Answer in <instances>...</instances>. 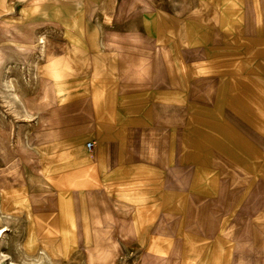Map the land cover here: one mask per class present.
Returning <instances> with one entry per match:
<instances>
[{
	"label": "crops",
	"instance_id": "crops-1",
	"mask_svg": "<svg viewBox=\"0 0 264 264\" xmlns=\"http://www.w3.org/2000/svg\"><path fill=\"white\" fill-rule=\"evenodd\" d=\"M145 1L137 20L71 31L87 60L60 57L53 114L25 128L52 140L2 214L55 264L95 233L116 264L128 249L136 264H264V0Z\"/></svg>",
	"mask_w": 264,
	"mask_h": 264
},
{
	"label": "rangeland",
	"instance_id": "rangeland-1",
	"mask_svg": "<svg viewBox=\"0 0 264 264\" xmlns=\"http://www.w3.org/2000/svg\"><path fill=\"white\" fill-rule=\"evenodd\" d=\"M3 1L5 8L0 12V115L2 113L8 119V123L0 122V185L2 188L22 185L27 188L25 166L31 168L34 172H38L39 155L38 152H35L36 147L45 141L52 140V138H49L52 137L49 136L52 133L51 131L47 136H42L38 130L32 131L30 135H27L26 131H24L29 124H31V128L35 127L36 120H33V118L37 114L36 112L41 111L50 115L53 114L55 95L50 75L51 70H53L52 62H56L55 68L60 69L62 67L60 57L62 56H65L68 62L72 61L77 65L86 62L87 57L85 56L86 49H78L77 46H74L64 38V27L59 23L44 20L24 21L22 19L26 12L41 3L63 5L61 7L62 10H60V17L63 14V16L76 19L69 24L66 22L62 23L70 31H73V29L77 30L79 27H86L87 30H90L89 33H97L102 31V20H104L106 15H109L111 20H137L138 18L136 17L140 16L142 12L151 11V8L145 0ZM73 6H82L85 9H77L73 8ZM40 33H44L46 39V48L42 55L37 53L36 49V36ZM21 47L24 50L20 49ZM7 58H9L8 61ZM26 60L30 61V63L25 62ZM32 60L37 62L36 67L29 66ZM23 62H25V67ZM7 66L11 68L10 73L7 74V76L12 77L10 78V89L3 88L4 74L6 68H9ZM28 66L30 69L27 68ZM59 73L65 76L63 72ZM40 91L41 93L39 94ZM37 95H42L46 99L45 105L37 104L35 99ZM28 97H31L30 103ZM25 98H27V101H24ZM24 102H27V104ZM28 113L31 114L30 119H24L23 117L28 116ZM44 119L46 120V117ZM30 120L31 123L29 122ZM40 123H44V121ZM40 198L41 196L37 195L31 196L33 204L36 205L41 204ZM0 215H2L0 230L4 232L0 234V264H24L23 261L27 260V258L23 254L22 248L20 249L19 244H22L26 223L23 217L18 214L12 218H7L6 215L1 213ZM1 227L4 228L1 229ZM128 235L129 233H126V237ZM100 236L101 234L95 233V248L83 247L82 251L74 255L72 259L57 262V264H88L85 257L88 253L96 257L95 260H100L101 255L95 256L97 254L94 253V250L101 243L99 240ZM110 236H113V234ZM105 244L106 247H109L112 245V241L110 240L109 243L106 242ZM119 253L118 248V255L114 258L115 264ZM139 255V250L128 249L121 255V259L117 260V264H136L139 261ZM28 260V262L32 263L36 259L31 257ZM43 260H45L43 264H55L47 261L46 258ZM171 261L174 262L168 264H175V258H172Z\"/></svg>",
	"mask_w": 264,
	"mask_h": 264
},
{
	"label": "bare ground",
	"instance_id": "bare-ground-1",
	"mask_svg": "<svg viewBox=\"0 0 264 264\" xmlns=\"http://www.w3.org/2000/svg\"><path fill=\"white\" fill-rule=\"evenodd\" d=\"M3 0H0V12H2V10L5 8V5H3ZM34 6V5H33ZM63 5H56V4H47V3H41L38 4L34 7H32L31 9H29L26 12V15L23 17L22 20H27V21H37V20H44V21H53V22H57L59 23L61 26L64 27V33L63 36L66 40H68L69 42H71L73 45H76V37L72 34V32L70 31V29L62 24L63 22L66 23H70V22H74L76 19L73 17H68V16H63L60 17V10H62ZM25 8V7H24ZM72 8V7H71ZM70 8V9H71ZM73 8H84L82 6H73ZM85 9V8H84ZM75 10V9H74ZM75 12V11H74ZM106 18L111 20V18L109 17V15H106ZM19 19V18H18ZM80 19V18H79ZM46 32V31H45ZM47 34V33H46ZM48 38V37H47ZM50 41V40H49ZM36 49H37V53H39L40 55H42L45 51L46 48V39H45V34L44 33H40L36 36ZM52 46V45H51ZM72 46V45H71ZM23 47H21L20 49H22ZM24 50V49H22ZM33 56V55H32ZM50 56V55H49ZM9 60V58H7V61ZM11 60V58H10ZM37 60V59H36ZM25 62L30 63V61L26 60ZM25 62H23V66L25 67ZM36 61L32 60L31 64L29 65L36 67ZM46 63V62H45ZM50 63V62H49ZM53 65V70H51L52 72L50 73L51 75V79L52 81H57L59 79V75L55 72L56 69V62H52ZM59 65V64H58ZM29 66L27 67L28 69ZM9 67V66H7ZM12 67V66H11ZM13 68V67H12ZM11 68H6V72L4 74V78H3V88L5 87L6 89H10L11 87V82H10V78L7 76V74L10 73ZM25 70V68H24ZM29 72V71H28ZM48 73V72H47ZM32 74V73H31ZM26 81V80H25ZM27 81H29L27 79ZM30 82V81H29ZM28 84V83H27ZM30 84V83H29ZM28 86V85H26ZM52 89H53V85H52ZM54 91V89H53ZM13 92V91H11ZM12 95V94H11ZM16 96V95H15ZM9 98V97H8ZM7 99V98H6ZM11 99V98H9ZM7 99V100H9ZM13 101V100H12ZM24 118V117H23ZM6 122L8 123V119L5 118L4 115H0V122ZM10 121V120H9ZM1 124V123H0ZM29 126V125H28ZM27 126V127H28ZM26 130V129H25ZM24 130V131H25ZM26 133V132H25ZM35 134V133H34ZM33 134V135H34ZM25 136V134H24ZM28 137V136H26ZM51 138V137H49ZM47 139V137H46ZM26 192V187L25 186H19V187H8V188H2L0 185V213H5L11 206L12 204H10L8 198L10 197H14L17 194H24ZM1 216L0 215V220H1ZM9 216V215H8ZM10 217V216H9ZM12 218V217H11ZM15 219V218H14ZM4 227H1V229ZM3 234L4 232L0 230V234ZM3 237V236H2ZM39 237V236H38ZM37 237V238H38ZM41 238V237H40ZM4 240V239H3ZM100 240V245L94 250V253L97 254L95 256H99V254L101 255V259L100 260H95L96 257H94L92 254L88 253L86 257V261L88 264H115V256L118 255V247L116 246V242L112 241V245H110L109 247H106L105 242L103 243L102 237H99ZM20 245V249L22 248V252L25 255V257L27 258V260H24V264H43V262H45V260H43V255H40L38 250L36 249H30L27 245H25L24 243L19 244ZM40 248V247H38ZM88 251V250H87ZM44 252V251H43ZM22 254V253H21ZM4 256V255H3ZM46 256V254H45ZM31 257H35V261H33L32 263L28 262L29 258ZM31 260V259H30ZM33 260V259H32ZM16 264V263H15Z\"/></svg>",
	"mask_w": 264,
	"mask_h": 264
},
{
	"label": "built area",
	"instance_id": "built-area-1",
	"mask_svg": "<svg viewBox=\"0 0 264 264\" xmlns=\"http://www.w3.org/2000/svg\"><path fill=\"white\" fill-rule=\"evenodd\" d=\"M86 147H87V149H88L89 151H91L92 148H93V144H92V143H88V144H86Z\"/></svg>",
	"mask_w": 264,
	"mask_h": 264
}]
</instances>
